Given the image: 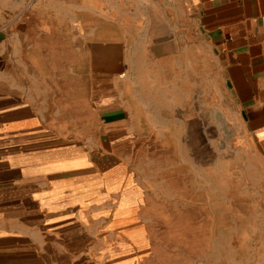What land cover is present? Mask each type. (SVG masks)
<instances>
[{"label": "crops", "instance_id": "0c3cea01", "mask_svg": "<svg viewBox=\"0 0 264 264\" xmlns=\"http://www.w3.org/2000/svg\"><path fill=\"white\" fill-rule=\"evenodd\" d=\"M28 1L0 0V264H170L212 159L264 156V0Z\"/></svg>", "mask_w": 264, "mask_h": 264}, {"label": "rangeland", "instance_id": "374dc122", "mask_svg": "<svg viewBox=\"0 0 264 264\" xmlns=\"http://www.w3.org/2000/svg\"><path fill=\"white\" fill-rule=\"evenodd\" d=\"M139 3L140 0H131L134 7ZM116 14L120 18L127 15ZM139 14L151 19L157 16L150 11L136 12ZM131 15L136 17L135 13ZM99 24L100 30L106 28L103 22ZM115 30L117 33L126 30L133 38L138 37L134 26ZM77 126L66 125L67 128ZM94 126L93 123L81 125L84 133H94ZM101 132L100 123V147L104 146ZM211 164L210 170L203 173V180L196 179L194 202L179 207L180 211L194 214L195 234L164 232L157 236L159 256L170 264H264V156H236L227 151L220 158L212 159ZM176 222L168 223L172 227L192 226L191 220Z\"/></svg>", "mask_w": 264, "mask_h": 264}]
</instances>
